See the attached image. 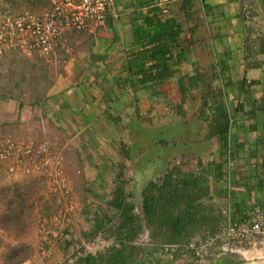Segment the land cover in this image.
Masks as SVG:
<instances>
[{
    "label": "crops",
    "instance_id": "crops-1",
    "mask_svg": "<svg viewBox=\"0 0 264 264\" xmlns=\"http://www.w3.org/2000/svg\"><path fill=\"white\" fill-rule=\"evenodd\" d=\"M157 1L109 0L105 28L71 35L72 59L44 65L36 98L10 97L12 89L0 85V135L60 143L80 205L62 245L71 264H107L114 256L119 264H264L259 237L207 260L189 251L169 259L163 252L171 244L168 233L142 213L148 183L170 172L184 183L205 180L204 190L188 188L174 212L194 210L195 229L182 243L242 222L252 207L264 211V109L254 107L264 100V0H165L166 13ZM185 3L192 5L187 18ZM152 7L162 19L183 22L171 49L172 58L182 57L167 62V78L143 86L136 58L148 47L136 44L135 33ZM15 58L9 52L1 61L8 68ZM222 100L229 114L225 146L210 135ZM8 177L40 184L35 174ZM119 191L132 207L129 215L113 206ZM98 236L105 245L85 252L82 243Z\"/></svg>",
    "mask_w": 264,
    "mask_h": 264
},
{
    "label": "built area",
    "instance_id": "built-area-1",
    "mask_svg": "<svg viewBox=\"0 0 264 264\" xmlns=\"http://www.w3.org/2000/svg\"><path fill=\"white\" fill-rule=\"evenodd\" d=\"M41 11H11L8 0H0V62L6 53L35 56L53 65L63 66L75 51L71 35H93L105 28L109 0H44ZM165 0H158L162 8ZM162 12L167 10L162 8ZM58 140L29 142L10 134L0 135V169L6 176L38 175L42 193L55 200L56 207L41 213L36 225L33 254L20 264H71L63 249L80 205L66 174L68 164ZM126 188L131 179L126 178ZM128 191V190H127ZM125 190V193H127ZM264 239V211L252 207L240 223L229 221L202 242L163 245L164 255L174 259L179 253L192 252L196 260H207L214 252L229 254ZM105 245L100 236L82 243L85 252H96Z\"/></svg>",
    "mask_w": 264,
    "mask_h": 264
},
{
    "label": "trees",
    "instance_id": "trees-1",
    "mask_svg": "<svg viewBox=\"0 0 264 264\" xmlns=\"http://www.w3.org/2000/svg\"><path fill=\"white\" fill-rule=\"evenodd\" d=\"M191 4H183L181 11L185 18L188 16V8ZM149 17L143 20L144 26L136 29V44L146 48L140 56L136 58L138 68L135 72L142 75L141 84L144 86L149 83H157L169 76L167 70V62L181 60L182 53H176L172 58L171 49L178 41L180 33L183 31V22L176 18L167 17L162 19L160 11L157 7H152L148 10ZM145 61H150L151 65L145 68ZM226 101L222 100L218 104L216 116L213 120L217 122L215 130L210 132V135H217L220 143L225 146L227 144V135L229 130V114L227 112ZM255 108L264 109V100L259 105H254ZM178 175V173L176 172ZM175 173H169L164 178L148 183L143 197L142 213L144 219L150 224H156L159 229H164L168 233L171 244H182L184 239H187L195 229L196 219L194 218V210L188 209L181 211L177 216L174 212L180 206L184 193L188 188L205 189V180L200 183L180 181ZM123 191L116 193L113 206L116 209L122 210L124 215H129L132 212L131 205L127 202ZM16 254V253H15ZM90 262H92L90 260ZM120 256H114L107 264H119Z\"/></svg>",
    "mask_w": 264,
    "mask_h": 264
},
{
    "label": "rangeland",
    "instance_id": "rangeland-1",
    "mask_svg": "<svg viewBox=\"0 0 264 264\" xmlns=\"http://www.w3.org/2000/svg\"><path fill=\"white\" fill-rule=\"evenodd\" d=\"M46 5L44 0H8L13 12L41 11ZM16 55L8 68L0 62V85L12 89L9 94L14 95L10 97L23 99L27 96L30 101L42 89L41 71L48 62L35 56ZM21 179L0 178V264H20L33 254L38 217L56 207L55 200L43 195L37 180Z\"/></svg>",
    "mask_w": 264,
    "mask_h": 264
}]
</instances>
